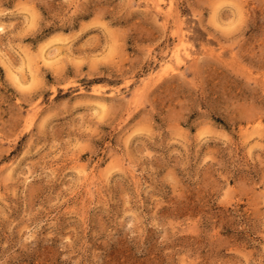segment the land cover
Wrapping results in <instances>:
<instances>
[{"label": "rangeland", "instance_id": "rangeland-1", "mask_svg": "<svg viewBox=\"0 0 264 264\" xmlns=\"http://www.w3.org/2000/svg\"><path fill=\"white\" fill-rule=\"evenodd\" d=\"M0 264H264V0H0Z\"/></svg>", "mask_w": 264, "mask_h": 264}, {"label": "bare ground", "instance_id": "bare-ground-1", "mask_svg": "<svg viewBox=\"0 0 264 264\" xmlns=\"http://www.w3.org/2000/svg\"><path fill=\"white\" fill-rule=\"evenodd\" d=\"M52 54V53H51ZM42 55V54H41ZM57 54H55L54 56L52 55V56H50V54H49V56H48V54H47V56L46 55H44V53H43V55H42V61H44V62H48L49 61V59L51 58V57H55ZM50 57V58H49ZM57 57V56H56ZM39 59H37V58H33V57H31L30 56V62H29V65H30V68H31V70H35V71H37L38 70V67H39ZM9 73L11 74V75H13V76H15V78L16 79H19L21 76L17 73V72H15V71H13L12 69H10L9 70Z\"/></svg>", "mask_w": 264, "mask_h": 264}]
</instances>
